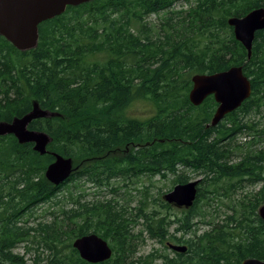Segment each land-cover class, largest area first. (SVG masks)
Here are the masks:
<instances>
[{
	"label": "trees",
	"instance_id": "obj_1",
	"mask_svg": "<svg viewBox=\"0 0 264 264\" xmlns=\"http://www.w3.org/2000/svg\"><path fill=\"white\" fill-rule=\"evenodd\" d=\"M177 1L88 0L67 5L61 14L39 23L37 45L25 51L0 35V121L24 115L34 102L54 113L28 124L51 137L43 154L13 134L0 136V264H28L14 251L27 241L32 244L27 250L36 251L31 264L264 260V221L257 213L264 199V150L234 151L239 134L264 135L259 122L244 120L264 106V30L255 32L248 59L227 23L231 16L264 7V0H181L186 7L176 9ZM161 12L157 24L147 22ZM233 66H242L251 94L211 126L217 103L208 95L193 105L188 97L191 77ZM136 99L148 101L153 114L142 120L127 116L125 109ZM53 152L73 161V171L58 185L44 175ZM234 155L238 161H232ZM186 171L202 175L188 208L173 207L161 194L158 204L153 196L151 202L149 192L138 206L127 209L115 197L81 202L84 194L73 196L70 191L67 199L77 207L50 209L49 220L19 225L25 215L34 216V207L57 203L58 195L81 179L96 188L109 187L116 195L118 186L110 184L118 177L170 175L174 185L189 180ZM244 180L261 185L230 205V214L207 218L204 206L219 194L230 197L243 188ZM90 232L108 241V259L87 262L72 246L76 237ZM146 239L164 249L167 242L184 243L187 250L169 253L154 247L138 254L139 241ZM40 248L47 253L42 255Z\"/></svg>",
	"mask_w": 264,
	"mask_h": 264
},
{
	"label": "water",
	"instance_id": "obj_2",
	"mask_svg": "<svg viewBox=\"0 0 264 264\" xmlns=\"http://www.w3.org/2000/svg\"><path fill=\"white\" fill-rule=\"evenodd\" d=\"M88 0H0V35L16 49L25 51L34 48L38 42V25L42 21L61 14L67 5H77ZM233 29L234 37L250 55L252 42L257 30L264 29V7H257L244 16H231L227 19ZM192 86L188 97L193 105H199L208 95H213L217 106L210 120V125H217L225 114L235 110L251 94L250 79L243 74L242 67H231L218 73H196L191 77ZM43 110L37 102L32 109L22 116H15L11 121H0V136L13 134L19 143L32 142L33 150L45 153L51 137L44 131L28 128L31 120L37 117L53 115ZM54 160L47 166L44 175L52 184L65 181L73 171L71 157H64L53 152ZM199 179L176 183L163 194V199L177 207H190L197 194ZM258 215L264 220V199L258 208ZM167 245L174 251L184 253L185 244ZM72 246L82 259L97 263L108 259L112 250L107 240L94 232L76 237ZM241 264H264V260L247 257Z\"/></svg>",
	"mask_w": 264,
	"mask_h": 264
},
{
	"label": "rangeland",
	"instance_id": "obj_3",
	"mask_svg": "<svg viewBox=\"0 0 264 264\" xmlns=\"http://www.w3.org/2000/svg\"><path fill=\"white\" fill-rule=\"evenodd\" d=\"M181 0H178L176 4L174 5V8L178 9L180 7H186L185 5H182ZM164 12H161L159 14H152L148 17L147 22L150 23V25H155L159 22V16H162ZM98 60H101V57H97ZM153 106L146 100L143 99H136L132 103L128 105V107L125 109V114L129 117L137 118V119H144L153 114ZM244 120L248 123H252L253 121L259 122L258 127L264 126V106L260 108L259 112H251L250 114L246 115ZM233 146V143H232ZM264 150V135L259 137L256 135H253L252 133H243L239 134L235 140V148L234 151L238 154L244 153V152H253V151H259ZM122 152V151H121ZM232 161H238L239 157L233 156ZM186 174L188 175L189 180H195L202 178V175L195 173L194 171H186ZM172 176L168 175L167 177H160L155 176L154 178L149 179L146 176H140L131 178L128 181L125 180H115L111 181L110 187L118 186V194H113L108 190V188H96L95 186H92L90 183L79 180L77 181V184H73L72 186H68L58 195V202L54 203L57 200H53L51 202L43 203L39 206H36L33 208L34 210V216L37 217V219L34 218V216L31 215H25L23 219L20 221L19 225L27 226H33L39 221L40 219L49 220L50 216H48V210L50 209H58L59 207L64 209H70L75 208L77 205L75 203L71 202L67 199V196L70 194L76 196L79 193H83L84 196L81 198V202L87 200V201H93L96 199H110L112 197H115L118 201V203L125 208L129 209L133 206H138L139 200L142 199L143 195L146 192H149L148 195L151 202H153L152 196L155 198V203L158 204V194H161V197L163 199V194L169 190V188H172ZM125 183H127L125 185ZM261 183H255L251 184L248 181H243V188L236 189L235 192H232L230 194V197H227L223 194H219L218 197L212 201H210L208 204L204 206L205 213L207 214V218H218L221 219L225 217L227 214H230L232 212L231 208L229 207L232 204H235L237 201L244 198V194H252L258 188L260 187ZM161 192V193H160ZM262 202V201H261ZM151 205H153L151 203ZM177 214H179V210L174 209ZM25 221V222H23ZM198 226L206 228L203 224H198ZM134 231H137V228L135 227ZM32 236V232L30 234ZM173 243V242H171ZM183 244V243H179ZM30 246L31 242H23L21 243L17 248L14 249L15 252L23 254L27 263L31 264V259L33 258L36 251L34 248H30L27 250L26 246ZM154 247L160 248L162 250H166L167 252L171 253L172 250L169 248L164 249L162 244L153 241L150 239H146L143 243L139 241V251L138 254H146ZM39 251L42 253V255H45L47 251L44 248H40Z\"/></svg>",
	"mask_w": 264,
	"mask_h": 264
},
{
	"label": "flooded vegetation",
	"instance_id": "obj_4",
	"mask_svg": "<svg viewBox=\"0 0 264 264\" xmlns=\"http://www.w3.org/2000/svg\"><path fill=\"white\" fill-rule=\"evenodd\" d=\"M119 179H121V180H125V181H128L129 179L128 178H126V179H123L122 177H118V179L117 180H119ZM127 183H125V185H126ZM164 200V199H163ZM165 201V200H164ZM166 202V201H165ZM168 203V202H167ZM170 204V203H169ZM172 206L173 207H175V208H178V209H181V208H179V207H176V206H174L173 204H172ZM171 243V242H170ZM172 244H179V243H172ZM184 244V243H183ZM166 245H167V243H166ZM186 245V244H185ZM168 246V245H167ZM187 246V245H186ZM168 248L170 249V250H172L169 246H168ZM172 251H174V250H172ZM176 252V251H175Z\"/></svg>",
	"mask_w": 264,
	"mask_h": 264
},
{
	"label": "bare ground",
	"instance_id": "obj_5",
	"mask_svg": "<svg viewBox=\"0 0 264 264\" xmlns=\"http://www.w3.org/2000/svg\"><path fill=\"white\" fill-rule=\"evenodd\" d=\"M252 48V47H251ZM251 54H252V52L250 53V55H248L247 54V57H248V59L251 57ZM233 67H238V66H233ZM242 67V66H241ZM226 71V70H225ZM220 72H223V71H220ZM242 72H243V70H242ZM216 73H218V72H216ZM244 74V73H243ZM238 108V107H237ZM203 146V145H202ZM260 206V205H259ZM259 208V207H258ZM257 213H258V209H257ZM263 220V219H262ZM264 221V220H263Z\"/></svg>",
	"mask_w": 264,
	"mask_h": 264
}]
</instances>
